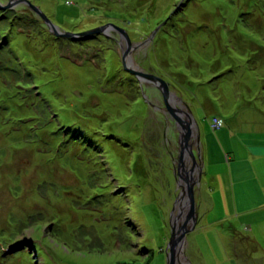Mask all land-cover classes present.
Instances as JSON below:
<instances>
[{
    "label": "rangeland",
    "instance_id": "374dc122",
    "mask_svg": "<svg viewBox=\"0 0 264 264\" xmlns=\"http://www.w3.org/2000/svg\"><path fill=\"white\" fill-rule=\"evenodd\" d=\"M28 1L58 34L0 0V264H167L181 134L118 28L197 125L182 254L264 264V0Z\"/></svg>",
    "mask_w": 264,
    "mask_h": 264
},
{
    "label": "water",
    "instance_id": "95a60500",
    "mask_svg": "<svg viewBox=\"0 0 264 264\" xmlns=\"http://www.w3.org/2000/svg\"><path fill=\"white\" fill-rule=\"evenodd\" d=\"M13 2L26 3L30 9L36 12L40 16V18L45 23H47L49 27H51L52 33H57L55 26H53V24L48 20L46 15L43 12H40L37 6H35L32 2H29L28 0H13ZM10 6L11 3L8 5V7ZM98 29L93 31H97ZM118 30H120L124 34L126 40V46L123 50L124 53L122 57L123 68L127 72L134 74L139 80V82L149 81L154 83V85L162 93L163 102H165L166 109L174 117V119L179 125L181 140L179 143L180 149L178 153L179 156L177 163L179 176L177 186L179 185L181 188L178 196L176 197L177 200L173 205V207L175 206V204L179 206V212L176 215L175 219L170 221L171 231L170 237L168 239L169 242L167 243L166 247V262L167 264H181V258L183 257L186 263L190 264L189 261H187L185 255L182 254L181 249L185 242V235L190 232L192 228H194L198 219L196 212V199L194 197V187L195 185L199 184L200 179L202 177V165L201 163L197 165L194 154L191 150L192 144L189 142V140L194 137V128L196 131V140L198 141L199 139V134L197 133V125L187 104H185L187 108L185 112L181 111L179 108L174 109L172 107V101L174 100V97H176V94L169 90V84L164 81V79L162 80L160 77L156 76L153 73H147L142 69H139V67L134 64V61H132L131 50L136 48L139 44L132 43V41L128 39V36L124 32V30L120 28H118ZM62 35L75 36L76 34L71 35L70 33L66 32ZM130 65H133L132 68H129ZM183 113H186L188 115V121H185L182 118L181 115ZM187 154H189L191 157V164L190 166H188V168L187 165H185L184 163ZM178 218L182 221H179Z\"/></svg>",
    "mask_w": 264,
    "mask_h": 264
},
{
    "label": "flooded vegetation",
    "instance_id": "af4514ba",
    "mask_svg": "<svg viewBox=\"0 0 264 264\" xmlns=\"http://www.w3.org/2000/svg\"><path fill=\"white\" fill-rule=\"evenodd\" d=\"M195 160H196V163L197 162H199L196 158H195ZM185 161L186 162H184L185 163V165H187V167L188 166H190V164H191V158L187 155V157L185 158ZM200 161H201V158H200ZM189 162V163H188ZM199 163H197V165H198ZM174 176H175V180H176V184H177V182H178V179H179V176H178V169L174 172ZM179 186V185H178ZM180 187V186H179ZM181 188V187H180ZM196 193H194V195H195ZM181 264H187L186 263V261H185V259H183V257L181 258Z\"/></svg>",
    "mask_w": 264,
    "mask_h": 264
},
{
    "label": "built area",
    "instance_id": "2783aa9c",
    "mask_svg": "<svg viewBox=\"0 0 264 264\" xmlns=\"http://www.w3.org/2000/svg\"><path fill=\"white\" fill-rule=\"evenodd\" d=\"M213 124H212V127H218V126H220L221 125V123H222V121H221V119L220 118H216V119H213Z\"/></svg>",
    "mask_w": 264,
    "mask_h": 264
},
{
    "label": "trees",
    "instance_id": "16d2710c",
    "mask_svg": "<svg viewBox=\"0 0 264 264\" xmlns=\"http://www.w3.org/2000/svg\"><path fill=\"white\" fill-rule=\"evenodd\" d=\"M7 108V107H6ZM30 128V127H29ZM38 129V128H37ZM37 129H33V130H36L37 131ZM8 136L10 135V133L9 134H7ZM23 141V140H22ZM23 142H25V141H23ZM32 142H35V141H30V142H27V143H32ZM235 231V230H234ZM235 232H237V231H235ZM247 238V237H246Z\"/></svg>",
    "mask_w": 264,
    "mask_h": 264
},
{
    "label": "crops",
    "instance_id": "0c3cea01",
    "mask_svg": "<svg viewBox=\"0 0 264 264\" xmlns=\"http://www.w3.org/2000/svg\"><path fill=\"white\" fill-rule=\"evenodd\" d=\"M221 178V177H220ZM223 185H224V182H223ZM224 187H225V185H224Z\"/></svg>",
    "mask_w": 264,
    "mask_h": 264
},
{
    "label": "bare ground",
    "instance_id": "6f19581e",
    "mask_svg": "<svg viewBox=\"0 0 264 264\" xmlns=\"http://www.w3.org/2000/svg\"><path fill=\"white\" fill-rule=\"evenodd\" d=\"M188 168V167H187Z\"/></svg>",
    "mask_w": 264,
    "mask_h": 264
}]
</instances>
